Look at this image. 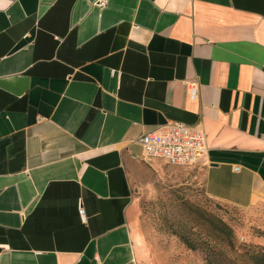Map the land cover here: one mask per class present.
Wrapping results in <instances>:
<instances>
[{
  "label": "crops",
  "instance_id": "1",
  "mask_svg": "<svg viewBox=\"0 0 264 264\" xmlns=\"http://www.w3.org/2000/svg\"><path fill=\"white\" fill-rule=\"evenodd\" d=\"M172 122L211 199L264 202V0H0V264H139L137 141Z\"/></svg>",
  "mask_w": 264,
  "mask_h": 264
},
{
  "label": "rangeland",
  "instance_id": "2",
  "mask_svg": "<svg viewBox=\"0 0 264 264\" xmlns=\"http://www.w3.org/2000/svg\"><path fill=\"white\" fill-rule=\"evenodd\" d=\"M203 169L155 161L132 179L128 228L139 264H264V202L214 201Z\"/></svg>",
  "mask_w": 264,
  "mask_h": 264
},
{
  "label": "built area",
  "instance_id": "3",
  "mask_svg": "<svg viewBox=\"0 0 264 264\" xmlns=\"http://www.w3.org/2000/svg\"><path fill=\"white\" fill-rule=\"evenodd\" d=\"M194 92L191 89V96ZM137 142L142 150V160L147 163L161 161L169 166L183 168L208 164L205 135L197 126L182 122L167 123L142 134ZM78 215L82 220L85 219L82 207L78 208Z\"/></svg>",
  "mask_w": 264,
  "mask_h": 264
},
{
  "label": "trees",
  "instance_id": "4",
  "mask_svg": "<svg viewBox=\"0 0 264 264\" xmlns=\"http://www.w3.org/2000/svg\"><path fill=\"white\" fill-rule=\"evenodd\" d=\"M182 168H183V167H182ZM223 227L226 228L225 225H224Z\"/></svg>",
  "mask_w": 264,
  "mask_h": 264
}]
</instances>
